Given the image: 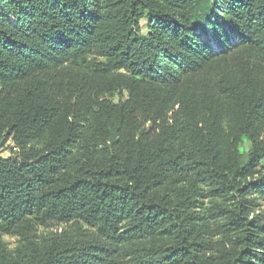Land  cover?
Listing matches in <instances>:
<instances>
[{"label":"trees","instance_id":"trees-1","mask_svg":"<svg viewBox=\"0 0 264 264\" xmlns=\"http://www.w3.org/2000/svg\"><path fill=\"white\" fill-rule=\"evenodd\" d=\"M9 141L0 264H264V0H0Z\"/></svg>","mask_w":264,"mask_h":264},{"label":"rangeland","instance_id":"rangeland-1","mask_svg":"<svg viewBox=\"0 0 264 264\" xmlns=\"http://www.w3.org/2000/svg\"><path fill=\"white\" fill-rule=\"evenodd\" d=\"M145 23H146V21L143 22L144 32L146 33ZM214 44L216 46V43H214ZM126 96H127V94H126ZM110 99L114 103H117L119 101L118 97H113ZM18 151L19 150L15 147L13 142L9 141L3 148L0 149V157H2V158L15 157V156H17ZM256 216H260L262 218V220L264 221V202L263 201L260 202V206L254 210L251 217L254 218ZM60 229H63V227H61ZM48 232H49V230H46V229H40V231H39L40 234H47ZM4 240L8 244L10 249L15 248L18 244L17 238L5 237Z\"/></svg>","mask_w":264,"mask_h":264}]
</instances>
